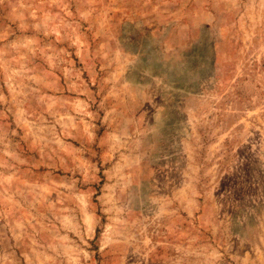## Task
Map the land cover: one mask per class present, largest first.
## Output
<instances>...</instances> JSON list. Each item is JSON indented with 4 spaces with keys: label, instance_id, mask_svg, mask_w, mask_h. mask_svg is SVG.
I'll return each instance as SVG.
<instances>
[{
    "label": "rangeland",
    "instance_id": "obj_1",
    "mask_svg": "<svg viewBox=\"0 0 264 264\" xmlns=\"http://www.w3.org/2000/svg\"><path fill=\"white\" fill-rule=\"evenodd\" d=\"M0 264H264V0H0Z\"/></svg>",
    "mask_w": 264,
    "mask_h": 264
}]
</instances>
